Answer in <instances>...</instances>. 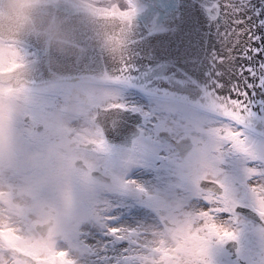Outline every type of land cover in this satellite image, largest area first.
<instances>
[{
	"label": "rangeland",
	"instance_id": "374dc122",
	"mask_svg": "<svg viewBox=\"0 0 264 264\" xmlns=\"http://www.w3.org/2000/svg\"><path fill=\"white\" fill-rule=\"evenodd\" d=\"M101 84L87 78L55 83L51 103L46 93L33 92L28 100L22 89L12 100L0 97V264H29L19 252L37 264H264V226L234 210L255 206L264 219V178L252 177L264 164V139L212 121L195 107L161 104L153 105L154 114L161 113L156 127L166 124L173 136L194 139L185 159L145 128L131 148L119 151L93 123L96 104L118 94L114 85ZM97 86L108 97L96 93ZM86 87L91 93L81 90ZM24 98L44 119L32 114L25 122ZM142 104L149 116V104ZM227 132L239 134L244 150ZM88 142L89 150L83 147ZM78 157L85 167L75 165ZM207 177L222 193L199 187ZM49 219L46 233H38L36 226ZM82 227L95 243L85 241ZM231 238L235 257L224 247ZM59 246L65 249L58 252Z\"/></svg>",
	"mask_w": 264,
	"mask_h": 264
},
{
	"label": "water",
	"instance_id": "95a60500",
	"mask_svg": "<svg viewBox=\"0 0 264 264\" xmlns=\"http://www.w3.org/2000/svg\"><path fill=\"white\" fill-rule=\"evenodd\" d=\"M137 2L140 9L114 15L77 0H2L0 23L15 19L10 24L19 33L38 35L30 24L41 29L54 23L48 31L54 27L49 50L42 48L43 39L31 37L29 42L41 49L39 59L0 72V79L32 82L90 75L124 81L264 134V0H231L227 15L215 8L217 0ZM127 114L98 111L97 121L109 141L129 145L136 135L139 120ZM189 145L178 144L181 153ZM201 184L215 188L208 180Z\"/></svg>",
	"mask_w": 264,
	"mask_h": 264
},
{
	"label": "snow or ice",
	"instance_id": "6c2138e0",
	"mask_svg": "<svg viewBox=\"0 0 264 264\" xmlns=\"http://www.w3.org/2000/svg\"><path fill=\"white\" fill-rule=\"evenodd\" d=\"M230 4H231V0H228V2H224V0H217V3L215 5V8L218 9L221 14L227 15L228 12L230 11ZM119 8H120V6L117 5L116 7H114L112 9V12H113L114 15H117L118 14V11L117 10ZM262 14H264V13H262ZM219 19H220V16L218 15L217 16V21H219ZM230 23H236V21H230ZM218 59L222 61L224 58H223V56H220V57H218ZM225 114L226 115H229V116L233 115V113H231V112H226ZM238 136H239L238 133H234V132H227L226 133V138L229 139V140H231L233 142V146L234 147H236V148H238L240 150H244V144H245V142L242 141V140H240V139H238ZM224 235L225 236H228L230 234L227 233V232H225ZM61 255H63V254L61 253ZM59 258L60 257L57 256L54 259L55 260H58ZM161 259H163L162 256H161Z\"/></svg>",
	"mask_w": 264,
	"mask_h": 264
},
{
	"label": "bare ground",
	"instance_id": "6f19581e",
	"mask_svg": "<svg viewBox=\"0 0 264 264\" xmlns=\"http://www.w3.org/2000/svg\"><path fill=\"white\" fill-rule=\"evenodd\" d=\"M192 206H196V203L193 201V205ZM2 219L0 218V221H1ZM10 222H12V220L10 221ZM128 225H133L131 222H129V223H127ZM16 225H13V227H15ZM85 231H88V230H86V228L85 227H82V235L84 236V238H85V241L86 242H88V243H90V244H93V243H95L94 242V240H95V236H91V233L90 232H85ZM125 246V245H124ZM124 246H121V247H124ZM65 248L63 247V246H59L58 247V249H57V251L59 252V251H61V250H64ZM69 257L70 258H75L76 257V255L75 254H73V252H70L69 253Z\"/></svg>",
	"mask_w": 264,
	"mask_h": 264
},
{
	"label": "flooded vegetation",
	"instance_id": "af4514ba",
	"mask_svg": "<svg viewBox=\"0 0 264 264\" xmlns=\"http://www.w3.org/2000/svg\"><path fill=\"white\" fill-rule=\"evenodd\" d=\"M0 43H1V42H0ZM2 62H3V61H2V57H0V63H1V64H0V67H3ZM150 101H152V97L150 98ZM152 107H153V101H152Z\"/></svg>",
	"mask_w": 264,
	"mask_h": 264
}]
</instances>
